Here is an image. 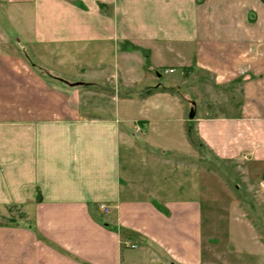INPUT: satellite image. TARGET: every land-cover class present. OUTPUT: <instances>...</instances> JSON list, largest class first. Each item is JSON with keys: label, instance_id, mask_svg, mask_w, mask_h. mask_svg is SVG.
I'll return each instance as SVG.
<instances>
[{"label": "crops", "instance_id": "crops-1", "mask_svg": "<svg viewBox=\"0 0 264 264\" xmlns=\"http://www.w3.org/2000/svg\"><path fill=\"white\" fill-rule=\"evenodd\" d=\"M228 167L264 187V0H0V264H204Z\"/></svg>", "mask_w": 264, "mask_h": 264}, {"label": "rangeland", "instance_id": "rangeland-1", "mask_svg": "<svg viewBox=\"0 0 264 264\" xmlns=\"http://www.w3.org/2000/svg\"><path fill=\"white\" fill-rule=\"evenodd\" d=\"M142 131L136 127L132 133ZM228 168V172L215 169L214 179L202 188L204 264H264L262 178L249 182L237 170Z\"/></svg>", "mask_w": 264, "mask_h": 264}, {"label": "built area", "instance_id": "built-area-1", "mask_svg": "<svg viewBox=\"0 0 264 264\" xmlns=\"http://www.w3.org/2000/svg\"><path fill=\"white\" fill-rule=\"evenodd\" d=\"M169 72L172 73L173 70H171V71H169ZM101 209H102L103 211H105L106 213L109 212V208H108L107 206H105V205H102V206H101Z\"/></svg>", "mask_w": 264, "mask_h": 264}, {"label": "trees", "instance_id": "trees-1", "mask_svg": "<svg viewBox=\"0 0 264 264\" xmlns=\"http://www.w3.org/2000/svg\"><path fill=\"white\" fill-rule=\"evenodd\" d=\"M11 222V221H10ZM12 222H14V220H12Z\"/></svg>", "mask_w": 264, "mask_h": 264}]
</instances>
